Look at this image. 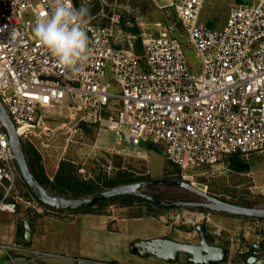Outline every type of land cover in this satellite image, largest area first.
Instances as JSON below:
<instances>
[{"label":"built area","instance_id":"2783aa9c","mask_svg":"<svg viewBox=\"0 0 264 264\" xmlns=\"http://www.w3.org/2000/svg\"><path fill=\"white\" fill-rule=\"evenodd\" d=\"M55 0H0V102L20 139L47 130L44 114L65 105L79 123L103 127L123 152L161 147L185 173L213 168L237 156L264 152V3L229 11L217 31L200 23L209 0H174L188 46L201 65L192 74L184 45L163 28L144 43L143 55L116 45L113 31L89 20L81 26L92 55L82 75L60 67L34 37L37 19ZM73 7L78 9L72 0ZM119 90L110 91L106 69ZM18 168L0 121V212L17 214ZM176 214L172 223L184 222ZM7 255L20 251L2 246Z\"/></svg>","mask_w":264,"mask_h":264},{"label":"rangeland","instance_id":"374dc122","mask_svg":"<svg viewBox=\"0 0 264 264\" xmlns=\"http://www.w3.org/2000/svg\"><path fill=\"white\" fill-rule=\"evenodd\" d=\"M173 1L77 0V6L73 0L78 9L82 6L88 9L85 20L110 28L117 47L133 50L139 57H142L144 43L149 38L157 36L163 28H173V35L184 45L192 74L198 76L201 73V65L195 52L188 46L185 33L172 7ZM261 2L264 3V0H209L202 10L200 23L219 31L224 27L231 9ZM106 82L110 84L112 93L119 92L112 82L109 66L106 69ZM44 123L47 130L43 131L41 128L37 136H31L29 140L21 139V142L26 149L32 146L40 154L45 173L51 182L58 171L57 166L59 168L60 163L64 161L71 164L76 177L82 181L93 182L101 191L107 190L105 184L113 180H120L124 184L182 180L221 201L264 208V152L253 154L248 159L238 158L239 162L236 164L232 160H226L213 168L189 171L185 173L186 178H183V173L166 161L161 147L140 150L138 156L135 151L123 152V147L116 144L112 134L103 127L79 123L65 105L47 111L44 114ZM238 165L247 168L245 171H239ZM47 190L50 195L57 196L50 187ZM141 191L166 202L202 201L194 194L176 187L151 186ZM14 196L28 202L35 200L42 208V213L47 210L25 184L19 171ZM131 203L140 214L162 216L171 224L176 214H183L184 222L175 226L187 234L186 241L189 244H199L200 238L196 228L198 225H205L209 244L228 249L229 255L224 264H247L252 250L251 244L259 242L257 245L264 246L263 220L244 219L190 208L159 210L155 206L135 200ZM120 206L121 202L116 201L104 206L101 212L106 213L113 207ZM47 211L49 215L60 216L59 218H68L69 215ZM35 215L34 209L21 203L15 216L20 220ZM2 217H6V214L1 213L0 219Z\"/></svg>","mask_w":264,"mask_h":264},{"label":"crops","instance_id":"0c3cea01","mask_svg":"<svg viewBox=\"0 0 264 264\" xmlns=\"http://www.w3.org/2000/svg\"><path fill=\"white\" fill-rule=\"evenodd\" d=\"M134 210L133 206H120L101 214H69L68 218L49 215L46 210L35 211L39 215L36 218L26 216L20 220L0 212L6 214L0 219V245L20 249L9 255L0 250V264H168L154 257L134 255L131 249L153 239L187 243V234L162 216ZM19 221L24 232L26 224L30 228V246L18 242ZM257 257L258 264H264V246Z\"/></svg>","mask_w":264,"mask_h":264},{"label":"water","instance_id":"95a60500","mask_svg":"<svg viewBox=\"0 0 264 264\" xmlns=\"http://www.w3.org/2000/svg\"><path fill=\"white\" fill-rule=\"evenodd\" d=\"M0 121L7 132L9 144L20 176L40 203L51 209L63 211L89 209L95 207L101 202L111 201L124 196H133L141 198L157 208L168 210L186 208L200 209L238 218L264 220V208L246 207L221 201L209 196L206 192L193 188L190 183L182 180L142 181L125 184L105 190L92 197L81 199L52 196L47 189L36 181L31 173L21 139L18 137L15 127L1 102ZM151 186L181 188L194 194L202 201H161L141 191L143 188ZM25 229V240L26 242H29L31 236L30 228L27 224L25 225ZM196 231L200 238L198 245L179 243L169 239H153L150 241H142L135 247H132L131 250L134 255H139L142 258L154 257L168 264H224L229 255L228 249L209 244L205 225H198ZM261 249L262 246L260 245L255 244L252 246L250 257L247 259V264L259 263L257 252Z\"/></svg>","mask_w":264,"mask_h":264},{"label":"clouds","instance_id":"9594fccd","mask_svg":"<svg viewBox=\"0 0 264 264\" xmlns=\"http://www.w3.org/2000/svg\"><path fill=\"white\" fill-rule=\"evenodd\" d=\"M88 9L73 7L72 0H55L45 19H37L32 28L34 37L47 49L56 63L72 75H82L92 55L89 37L81 26Z\"/></svg>","mask_w":264,"mask_h":264},{"label":"trees","instance_id":"16d2710c","mask_svg":"<svg viewBox=\"0 0 264 264\" xmlns=\"http://www.w3.org/2000/svg\"><path fill=\"white\" fill-rule=\"evenodd\" d=\"M75 4L78 6L77 0H75ZM23 147L25 150V155H26V159H27L30 171L33 174L36 181L40 183L45 189L50 187V189L54 191L57 194V196L70 198V199H81V198L92 197L100 192H103V190L102 191L99 190V187L95 185L93 182L82 181L78 177H76L73 173V167L71 166V164L64 162V161L60 163L59 169L56 175L54 176L53 181L51 182L49 178L46 176L44 167L41 162L40 154L32 146H29L27 149L25 146ZM153 148L155 147L149 145L147 147V150L153 149ZM238 158L239 157L234 156L230 160L234 161L236 164L239 162ZM238 167H239L238 169L239 171H245L247 168L246 166H243V165H238ZM125 184L121 182L120 180L119 181L113 180V181H108L105 184V188L108 190V189H111V188H114L120 185H125ZM134 200L140 203L143 202V203H147L148 205L150 204L149 202L141 198H137L133 196L120 197V198H117L111 201L98 203L93 208L74 210V211L54 210L41 203L40 204L45 209L50 210L55 213H59V214H66V213L68 214H80V213L82 214H101L103 213L101 212L102 208L106 206L107 204L110 205V203L120 201L121 206L128 207V206H133L132 205L133 203L131 202ZM241 206L250 207L248 205H241ZM157 209L161 210L163 208H157ZM37 216L39 215L36 214L34 217L36 218ZM17 239L19 243H23L26 246H30V243L25 241V232H24L23 225L20 221L18 222V225H17Z\"/></svg>","mask_w":264,"mask_h":264}]
</instances>
